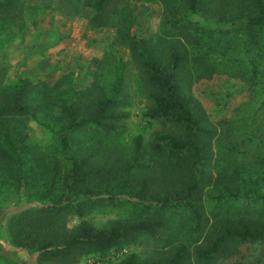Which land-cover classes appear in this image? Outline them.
Instances as JSON below:
<instances>
[{"label":"rangeland","instance_id":"rangeland-1","mask_svg":"<svg viewBox=\"0 0 264 264\" xmlns=\"http://www.w3.org/2000/svg\"><path fill=\"white\" fill-rule=\"evenodd\" d=\"M85 1L93 4L97 0ZM244 2L202 0L198 12L184 25L177 23L188 15L182 0H111L103 6L99 19L76 0H14L0 6V107L13 98L15 87L22 80H30L25 97L29 112L11 122L21 132L18 140L12 134L16 148H10L0 138V264H126L133 256L136 260L148 258L149 249L154 246L173 252L176 244L182 242L188 247L183 264H199L196 253L212 242L219 218L264 217V205L256 197L264 194V32L238 23L251 15ZM138 38L145 41L156 59L165 60L172 48L184 57L177 80L189 88L192 104L203 115L202 124L213 132L201 139L208 147V161L200 172L202 182L193 194L203 218L202 231L192 234L188 210L161 212L175 232H162L159 239L151 240L147 233L136 231L123 251L98 262L92 255L80 256L73 263L39 262V246L57 247L82 222L97 228L116 220L149 223L156 214L130 203L108 202L90 207L83 217L68 209L48 215L37 210L36 201L44 199L41 194L53 174L56 185L52 199L60 195L64 186L68 167L52 130L66 124L67 104L84 107L80 100L92 82L90 72L95 70V59L103 61L100 86L106 93L111 92L117 72H121L119 96L126 104L121 111L127 112L128 117L121 121L118 134L90 128L81 131L76 141L86 151L96 140L102 146L101 154L103 150L116 152L109 167L117 173L123 162L133 160L139 140L147 153L140 164L145 169L147 166L151 174L146 192L149 197L180 196L197 181L198 177L192 172L186 174L171 159H149L159 136L181 137L182 131L166 120L148 121L144 115L153 103L133 51ZM253 64L256 81H251ZM250 82L258 83L249 85ZM42 85L48 86L51 98L46 113L33 108L41 99L34 92L41 90ZM80 114L86 115L81 111ZM78 145L74 144V148ZM6 155L25 161L28 185L23 192L18 188L16 169L7 168L3 161ZM172 167L177 174L165 173ZM231 174L237 179L251 176L258 180V189L248 186L245 192L235 188L226 191L223 178ZM145 177L144 171L138 169L119 184L127 192L137 193ZM109 186L112 187L111 182ZM90 188L102 190L104 184L97 179ZM23 226L22 244L10 248L7 238ZM254 260L253 249L242 247L239 254L221 258L216 264H253ZM261 260L258 264H264V254Z\"/></svg>","mask_w":264,"mask_h":264},{"label":"trees","instance_id":"trees-1","mask_svg":"<svg viewBox=\"0 0 264 264\" xmlns=\"http://www.w3.org/2000/svg\"><path fill=\"white\" fill-rule=\"evenodd\" d=\"M14 0H0V6H5ZM16 1V0H15ZM111 0H97L96 3L90 4L85 0H76L79 5L88 10L93 18L102 17V8ZM188 11V15L177 23L184 25L190 23V16L195 15L202 0H182ZM244 4L250 9L251 15L244 21L237 22L245 28H256L264 32V0H244ZM135 58L138 60L145 84L149 89L152 108L145 112L144 115L148 121L166 120L182 131L181 137L171 135L159 136L151 147V156L149 159H171L174 165L182 167L186 174L191 172L198 177L197 181L187 187L180 196L177 194L172 198L167 195L149 197L147 195V186L150 182V173L146 166L140 164L141 159L147 156L143 152L142 143L137 140L135 144L134 157L123 162L117 173L112 166L109 167V160L112 158L113 151L106 153L104 150L100 153L102 146L100 142L94 141L91 146L88 145L87 151L78 143L76 138L83 130L90 128L98 129L104 134H118L120 123L128 117L127 112H122L121 107L126 105L121 98L122 76L117 72L116 83L113 85L111 92L108 94L104 87L100 86L102 80L101 63L102 60L93 61L94 69L90 72L92 82L87 90L82 94L81 102L83 108H78L73 102L67 104L64 108L66 124L59 130H52L57 136L60 145V155L68 167L64 186L60 195L52 199V192L56 185V178L53 174L45 186L41 196L49 201L37 200L36 207L41 215L61 212L68 209L75 211L83 217L85 211L92 206L102 202H108L112 205L118 203H130L137 208L154 210L156 214L152 216L153 220L147 222H137L134 220H116L109 222L106 226L97 228L86 222H82L79 228L65 237L57 247L50 248L48 244L39 246V262H76L78 257H88L90 255L97 257L98 261L108 258L112 254L123 251L131 242L136 231L147 233L151 240L159 239L162 232L176 231L172 228L170 221L160 215L161 212H176L178 209L188 210L192 216L193 227L192 234L198 235L202 231L203 218L199 207L193 200L195 189L202 182L200 172L208 161V147L203 145L201 139L213 134L212 130L205 126L202 120V113L192 104V97L189 88L177 80V72L181 67L184 57L172 48L169 50V56L165 60L156 59L152 56L145 41L141 38L135 40L133 44ZM251 81H256V66L253 64ZM258 82H250L249 85ZM30 80H22L20 86H16L13 92V98L0 107V138L9 144L10 148L15 149L16 140L12 134L17 137L21 132H17L18 125L11 126L15 117L28 114L27 92L29 90ZM35 90V97H40V101L33 105L34 111L46 113L47 104L51 103L48 96V86H39ZM189 90V91H188ZM91 96V97H89ZM88 100V103H86ZM84 112L86 115L80 114ZM150 123V122H149ZM74 144H79L74 148ZM15 153V151H14ZM101 154V155H100ZM101 156V157H100ZM1 157H4L2 155ZM96 157V158H95ZM99 157L101 158L99 160ZM7 168L16 169L17 182L20 192L27 188L26 173L23 169L25 161L19 157L13 158L5 156L3 160ZM167 168L165 173L177 174ZM138 169L144 171L146 177L142 180V186L137 193L127 192L120 186L123 177L127 180ZM236 174V173H235ZM101 180L104 188H90L95 180ZM223 185L226 191H232L233 188L238 192L245 190L249 186L257 190L259 182L251 176L248 178L237 179L235 175H226L223 178ZM112 183V187L109 183ZM125 183V182H124ZM126 186V184H123ZM224 188H221L224 191ZM220 192V191H219ZM219 196H223L219 194ZM260 205H264V194L256 196ZM221 199V198H219ZM218 203H220L218 201ZM159 219V220H158ZM215 228V237L206 247L197 251L196 260L199 264H216L221 258H227L240 253V249L247 247L253 249L254 262L260 263L261 255L264 254V217L255 220L231 219L223 216L217 221ZM173 229V230H172ZM25 232L24 226L20 232L7 238L6 243L10 248L20 246L21 237ZM175 234V233H174ZM59 246V247H58ZM29 247V246H27ZM150 256L142 260H136V256L126 264H183L187 255L188 247L185 242L178 243L175 251L158 250L156 246L149 249Z\"/></svg>","mask_w":264,"mask_h":264}]
</instances>
